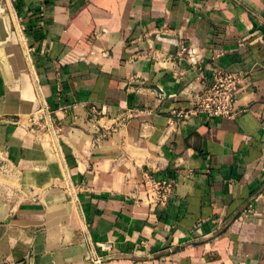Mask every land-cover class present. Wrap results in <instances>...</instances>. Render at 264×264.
I'll return each instance as SVG.
<instances>
[{
  "label": "crops",
  "instance_id": "1",
  "mask_svg": "<svg viewBox=\"0 0 264 264\" xmlns=\"http://www.w3.org/2000/svg\"><path fill=\"white\" fill-rule=\"evenodd\" d=\"M0 264H264V0H0Z\"/></svg>",
  "mask_w": 264,
  "mask_h": 264
},
{
  "label": "built area",
  "instance_id": "2",
  "mask_svg": "<svg viewBox=\"0 0 264 264\" xmlns=\"http://www.w3.org/2000/svg\"><path fill=\"white\" fill-rule=\"evenodd\" d=\"M209 71L208 83L191 96V104L183 112L184 116L198 112L207 118L229 115L235 86L240 78L239 73L217 65H212ZM171 189L172 183L169 180L152 179L148 193L150 200L155 205H165Z\"/></svg>",
  "mask_w": 264,
  "mask_h": 264
}]
</instances>
